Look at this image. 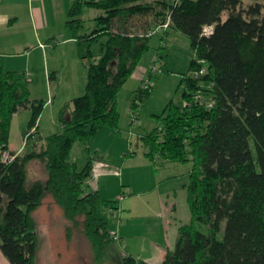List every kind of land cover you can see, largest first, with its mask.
I'll list each match as a JSON object with an SVG mask.
<instances>
[{
    "label": "trees",
    "instance_id": "16d2710c",
    "mask_svg": "<svg viewBox=\"0 0 264 264\" xmlns=\"http://www.w3.org/2000/svg\"><path fill=\"white\" fill-rule=\"evenodd\" d=\"M91 8L102 12L93 19L95 28L82 33ZM166 23L165 30L188 36L194 57L182 79L184 102L169 103L162 124L144 135L146 155L193 166L191 221L180 225L175 248L160 264H264V0H73L66 28L88 82L84 94L61 108V130L46 137L39 123L47 101L32 98L27 73L8 70L0 56V246L11 264H36L34 212L48 193L67 219L84 215L97 257L108 256L120 199L90 187L92 151L86 148L87 163L79 170L73 148L102 129L121 131L120 90L150 49V31ZM102 38L97 56L93 47ZM142 87L133 110L153 89ZM23 110L31 116L23 152H16L10 149L12 122ZM33 160L45 164L48 177L28 187ZM123 264L150 263L126 254Z\"/></svg>",
    "mask_w": 264,
    "mask_h": 264
},
{
    "label": "rangeland",
    "instance_id": "374dc122",
    "mask_svg": "<svg viewBox=\"0 0 264 264\" xmlns=\"http://www.w3.org/2000/svg\"><path fill=\"white\" fill-rule=\"evenodd\" d=\"M101 12L97 8L85 11V25L82 33L95 28L96 22L93 19ZM142 19L145 20V18H140L139 22H142ZM164 35L165 29L160 28L150 38V49L144 53L140 62L142 69L138 71V74H144L146 71L143 70L148 67L155 68L150 79L153 89L143 96L141 102L133 110V103L141 87L145 86L146 81L144 79L147 75L143 80L141 79L142 81L139 78H137L139 80L129 78L118 96V110L121 117L119 128L121 131L118 133L114 129L100 130L87 144L96 141L103 145V155H98L94 150H90L95 159L90 183L93 186L100 184L106 196L120 199V208L112 225V231H117L120 236V225L128 216H131L129 207L134 210L133 212L136 211V216L141 211H147L151 213L154 219L161 207L159 205L160 194L161 192L165 194V191L169 189L177 192H172L171 197L164 195L161 198L163 203L167 204L168 201L173 202L174 200L178 203V216L184 217L187 212L191 215L187 193L182 190V181L183 179L186 180L183 174H187L193 164L169 163L162 165V159L158 155L155 164L146 155L149 147L144 135L162 124V119L159 116L163 114L169 103L183 104L184 102L185 85L182 84V79L185 74L189 73L194 57V51L191 49L190 39L187 35L181 32L172 33L166 38ZM105 40L106 38H102L94 45L93 50L97 56L100 54V43ZM39 53H42L41 49L36 52V54ZM20 60L22 58H17L15 61L19 62ZM41 60L43 63V58ZM79 69L83 71L85 67L82 65ZM34 78L32 98L50 101L40 118V131L43 137H46L55 132V124L59 127L61 106L65 102L84 94L88 82V71L86 70L80 76L81 79L76 85L69 86L61 83L62 86L58 87L57 79L53 80L52 85L48 83L44 66L41 64L37 69V74H34ZM64 80L66 83V79ZM30 116L29 110H23L14 116L11 143L17 150L23 144L22 132L27 126ZM108 133H111L113 137L108 139L106 136ZM87 157L86 144L78 141L73 148V159L76 161L79 170L86 165ZM44 167L43 162L35 164L31 161L29 163L28 187H31L36 180H46L48 173ZM91 181H94L95 184ZM138 192L140 193L138 194ZM43 201V206L34 212L39 234L36 264H123L126 246L122 236L121 241H114L111 245L108 256L99 259L92 241L86 234L84 215L78 216L74 220L67 219L63 208L57 204L50 193L45 195ZM51 201H53L51 205L53 210L50 212L48 208H50ZM50 216H52L51 219Z\"/></svg>",
    "mask_w": 264,
    "mask_h": 264
},
{
    "label": "crops",
    "instance_id": "0c3cea01",
    "mask_svg": "<svg viewBox=\"0 0 264 264\" xmlns=\"http://www.w3.org/2000/svg\"><path fill=\"white\" fill-rule=\"evenodd\" d=\"M163 1L173 2L174 0ZM72 2L73 0H0V56L4 58L5 67L8 70H20L29 75L31 91L35 81L34 74H37V69L41 64L44 66L48 83L52 85L53 80L57 79L58 87L62 86L61 83L69 86L76 85L81 79L80 76L87 70L79 56L76 40L69 38L67 33L66 21ZM175 32L169 29L165 30L164 36L166 38ZM51 41H58V44L49 47L48 44ZM38 49H41L42 53L36 54ZM17 58H22L21 62L15 61ZM82 65L85 67L83 71L79 69ZM139 69L140 71L142 69L140 65L130 78L143 80L150 68L143 70L146 71L144 74H138ZM65 75L66 78H64ZM64 79H66V83H64ZM49 102L48 100L46 105ZM55 126L54 133L59 132L61 124H59V127L57 124ZM40 127L39 123V130ZM40 135L43 137L41 131ZM106 136H108V139L113 137L111 133ZM102 146V144L92 141L89 145H86V148L89 147L90 150H94L99 155L102 154ZM10 149L23 152L24 142L18 150L10 142ZM32 162L37 164L40 161L33 160ZM154 162L156 164L157 160ZM164 164L169 163H162V165ZM44 170H46V167H44ZM191 170L192 167L187 171V174H183L186 180L183 179L182 181V190L187 193V197V185ZM91 182L95 184L94 181ZM90 186L92 189L100 190L103 196L105 195L100 184L93 186L90 183ZM172 192L177 191L169 189L165 191V194L161 192V198L164 195L171 197ZM104 197L110 198L106 195ZM161 198L159 201L161 207L154 219L151 213L147 211H141L136 216V211L133 212L134 210L129 207L131 216H128L120 225V233L125 242L126 254L143 259L150 264H160L164 261L168 250H172L176 246L180 225L191 221L189 212L185 216L183 215L184 217L178 216V203L173 200V202L168 201L167 204H164ZM52 203L53 201L50 202V208H48L50 212L53 210ZM43 204L44 201L41 207ZM150 208L152 207L150 206ZM51 218L52 216H50ZM0 264H11L3 254L1 246Z\"/></svg>",
    "mask_w": 264,
    "mask_h": 264
},
{
    "label": "built area",
    "instance_id": "2783aa9c",
    "mask_svg": "<svg viewBox=\"0 0 264 264\" xmlns=\"http://www.w3.org/2000/svg\"><path fill=\"white\" fill-rule=\"evenodd\" d=\"M167 27H168V23H166L165 25H160V26H158L157 28H155V29H153L152 31H150L149 35H150V36H153V35L156 34V32L158 31V29H160V28H162V29H167ZM206 32H207V33H210V32H211V29H210V28H207V29H206ZM50 45L54 46L53 44H50ZM155 67H157V65H155ZM154 69H155V68H154ZM204 72H205V69H203V70L200 71V73H204ZM27 75H28V74H27ZM28 76H29V75H28ZM145 79H146V78H145ZM145 81H146L145 86H148L149 84H151L149 79H146ZM202 96H203L202 94L199 95L200 98H202ZM8 157H9V155L5 154V158H8ZM117 211H118V210H117ZM117 211L114 212V217H116V215H117V214H116ZM112 237H113L114 241H121V236H120V234H119L117 231H112Z\"/></svg>",
    "mask_w": 264,
    "mask_h": 264
}]
</instances>
